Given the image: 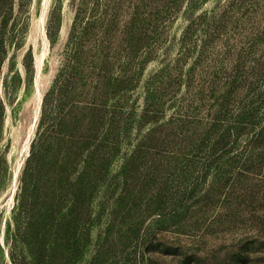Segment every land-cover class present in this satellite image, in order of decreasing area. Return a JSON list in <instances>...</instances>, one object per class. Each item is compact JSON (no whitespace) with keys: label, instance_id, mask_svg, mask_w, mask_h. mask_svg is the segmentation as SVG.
<instances>
[{"label":"trees","instance_id":"obj_1","mask_svg":"<svg viewBox=\"0 0 264 264\" xmlns=\"http://www.w3.org/2000/svg\"><path fill=\"white\" fill-rule=\"evenodd\" d=\"M244 1L229 0L219 16L205 13L189 21L181 36L182 52L174 74L166 64L146 81L138 117L131 91L148 53L137 56L135 33L130 28L121 44L112 47L111 35L97 31L99 18L91 15L85 19L81 13L76 16L62 64L42 97L35 137L17 187L13 236L26 253H10L13 264H79L92 227L101 224L120 186L121 194L113 203L120 217L117 223H124L131 212L138 215L137 203L147 190L148 175L141 171L144 145H135L121 170L110 175L120 153L119 139L134 125H152L144 137L148 138L149 149L157 147L156 134L165 129L158 135L162 136L158 138L159 147L171 160L167 165L166 159L151 165V180L167 174L175 178L178 187L172 188L173 181L165 182L156 194L157 206L152 213L157 212L160 225L166 220L181 223L184 204L198 194L207 176L213 175V182L204 196L229 184L225 179L228 172H235L237 159L228 156L237 140L247 135V130L264 125V59L255 56L257 44L264 39V27L251 38L244 35L247 51L238 52L230 73L224 70L233 50L232 35L240 27V23L231 26L229 33L228 21ZM248 1L255 16L264 0ZM194 53L193 65L183 73L187 56ZM248 58L252 62L247 65ZM183 82V99L188 101L178 103L176 92ZM241 88L245 92L238 96ZM166 97H170L174 112L163 127L157 124L159 116L164 115ZM205 106L210 126L198 133L190 127L191 121ZM258 132L247 135L244 152L255 153L259 147L264 151V143L259 142L264 140V126ZM247 161L243 165L245 174L253 160ZM132 174H138L136 182L130 181ZM111 222H106L92 264H104L106 244L107 250L113 247L109 243L113 237ZM131 227L134 229L133 219Z\"/></svg>","mask_w":264,"mask_h":264},{"label":"rangeland","instance_id":"obj_2","mask_svg":"<svg viewBox=\"0 0 264 264\" xmlns=\"http://www.w3.org/2000/svg\"><path fill=\"white\" fill-rule=\"evenodd\" d=\"M228 1L0 0V264H13L10 253H26L13 236L16 191L35 137L42 97L62 64L70 32L78 20L76 16L81 13L85 19L91 15L99 18L97 31L111 35L112 47L121 44L124 33L130 28L135 33L137 56L148 53L146 62L137 71L136 87L131 91V102L136 104L138 117L144 105L146 81L166 64H170L169 73L174 74L175 63L182 52L181 36L189 21L205 13L219 16ZM248 2L236 8L233 19L228 21L229 33L231 26L240 23V27L239 32L232 35L233 50L224 63L227 73L236 64L238 52L247 51L248 41L242 40L244 35L246 39L251 38L264 27V3H260L258 14L254 16ZM245 10L247 14L243 13ZM250 17L252 19L248 20ZM195 56L196 53L187 56L183 73L193 65ZM255 56L264 59V39L257 44ZM250 62V58L246 59L247 65ZM244 92L245 88H241L238 96ZM185 94L183 82L175 100L178 103L186 101ZM164 100V117L159 116L157 124L163 127L174 112L170 97ZM207 111L205 106L191 121L190 127L198 133L206 132L210 126ZM257 126L252 131L247 130V135L259 133L264 125ZM151 128L149 124L134 125L127 135L121 136L119 156L111 165L110 175L114 176L134 146L144 145L145 164L141 171L148 175L147 190L137 203L138 215L131 212L124 223H117L120 217L113 203L121 194L120 186L107 205L101 224L92 227L79 264L93 263L100 237H104L103 231L110 219L113 237L109 238V243L113 247L107 250L106 244L104 264H264V154L258 152L264 153L262 148H257L255 153L244 152L247 135L239 138L228 156L237 159L235 172H228L225 179L229 184L204 196L213 182V175L207 176L201 189L196 191L198 194L184 204L181 223L176 225L166 220L160 225L159 215L152 213L157 206L156 194L165 182L173 181L172 188L178 185L175 178L167 174L154 182L151 180L154 177L151 165H158L165 159L167 165L171 160L159 147L158 138L162 136L158 135L164 134L165 129L156 134L157 147H147L148 138L144 137ZM259 142L264 143V140ZM249 159L253 162L248 164V174L242 173L244 162ZM137 177L138 174H132L130 181L136 182Z\"/></svg>","mask_w":264,"mask_h":264}]
</instances>
